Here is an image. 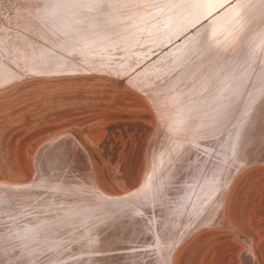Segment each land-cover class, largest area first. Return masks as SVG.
<instances>
[{
	"label": "bare ground",
	"instance_id": "obj_1",
	"mask_svg": "<svg viewBox=\"0 0 264 264\" xmlns=\"http://www.w3.org/2000/svg\"><path fill=\"white\" fill-rule=\"evenodd\" d=\"M95 2L47 14L48 0H0V87L29 71L127 76L156 119L140 182L106 193L75 136H49L32 152L26 180L0 181V264H174L190 235L225 226L236 174L264 166V96L254 87L264 79L261 0H249L236 44V0L187 27L162 8L168 0ZM154 51L164 53L138 70ZM236 235L241 264H256L250 239Z\"/></svg>",
	"mask_w": 264,
	"mask_h": 264
},
{
	"label": "rangeland",
	"instance_id": "obj_2",
	"mask_svg": "<svg viewBox=\"0 0 264 264\" xmlns=\"http://www.w3.org/2000/svg\"><path fill=\"white\" fill-rule=\"evenodd\" d=\"M7 46L16 49L14 42ZM163 53L154 51L138 70ZM13 54L19 58L16 50ZM122 78L103 72L29 71L0 87V181L26 180L32 152L49 136L64 131L83 145L103 191L121 194L136 188L156 119L144 95L127 83V76ZM223 216L225 226L204 228L185 239L173 263L241 264L245 245L237 239L239 233L250 239L256 264H264L263 165L247 166L236 174Z\"/></svg>",
	"mask_w": 264,
	"mask_h": 264
},
{
	"label": "snow or ice",
	"instance_id": "obj_3",
	"mask_svg": "<svg viewBox=\"0 0 264 264\" xmlns=\"http://www.w3.org/2000/svg\"><path fill=\"white\" fill-rule=\"evenodd\" d=\"M225 0H168L162 8H166L172 13V16L176 18L179 25L195 26L202 16L211 15L212 12L217 9L224 7ZM96 7L97 4L95 0H89L88 3L70 5L67 3H62L61 0H48L45 4V11L47 14H54L56 9L66 8V7ZM251 7L249 0H236L235 6L231 8L230 15L232 17V24L234 25L230 30L231 43H243L244 42V28H245V14L246 11ZM261 9L264 10V0H261ZM182 30V28H181ZM216 32L213 29V36ZM249 55L255 58L257 55L256 47L254 44H248ZM262 56H264V37H262ZM256 91L264 96V79H261L258 85L254 86ZM254 97L250 103L254 102ZM247 112L244 113L246 117ZM245 121H241L244 123ZM239 136L237 135L236 140L238 141ZM236 144H233V152H235Z\"/></svg>",
	"mask_w": 264,
	"mask_h": 264
},
{
	"label": "water",
	"instance_id": "obj_4",
	"mask_svg": "<svg viewBox=\"0 0 264 264\" xmlns=\"http://www.w3.org/2000/svg\"><path fill=\"white\" fill-rule=\"evenodd\" d=\"M232 3H233V0H231V1L228 2V3H226V4L224 5V7L227 6V5H231ZM224 7H221V9L224 8ZM221 9H219V10H221Z\"/></svg>",
	"mask_w": 264,
	"mask_h": 264
}]
</instances>
